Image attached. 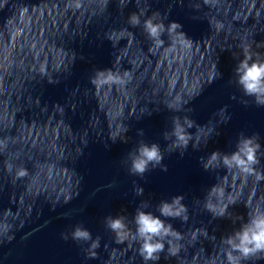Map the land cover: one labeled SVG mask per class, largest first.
Masks as SVG:
<instances>
[{"label": "water", "instance_id": "obj_1", "mask_svg": "<svg viewBox=\"0 0 264 264\" xmlns=\"http://www.w3.org/2000/svg\"><path fill=\"white\" fill-rule=\"evenodd\" d=\"M153 17L179 25L161 46L143 31ZM245 47L264 60V0H0V264H144L134 225L117 242L104 218L131 220L142 201L159 215L156 205L176 195L189 219L168 220L182 239L157 264H226L221 237L264 210V181L210 161L234 151L240 133L264 145V107L229 82ZM99 74L109 81L93 83ZM174 115L190 137L184 155L165 153L167 171L131 175L129 152L141 140L165 148ZM258 156L264 171V146ZM21 166L29 175L17 180ZM78 224L101 237L97 258L62 239Z\"/></svg>", "mask_w": 264, "mask_h": 264}, {"label": "clouds", "instance_id": "obj_2", "mask_svg": "<svg viewBox=\"0 0 264 264\" xmlns=\"http://www.w3.org/2000/svg\"><path fill=\"white\" fill-rule=\"evenodd\" d=\"M128 23L132 27L140 26V16L137 13H132ZM177 27L179 25L175 22L166 27L162 22H157L155 17L143 21V31L155 46L163 45L162 37L165 32L171 37ZM244 51V59L236 63L234 67L235 81L229 82L234 83L240 89L243 97L252 98V102L256 106L264 107V60H253L247 47ZM101 76L102 74H99L93 83L109 81L108 77L101 80ZM219 76L222 78V73H219ZM111 82L118 83L119 81L111 78ZM241 102L245 106L250 103L248 99H242ZM166 107L172 112L182 110L171 102H166ZM183 121L184 125L191 126L187 117H184ZM171 125V129L163 133L164 140L169 142L165 148L162 149L157 142L148 143L141 140L135 150L129 152L131 163L128 171L131 175L143 178L147 172L158 167L162 171H167V165L163 164L165 153L172 154L179 151L181 157L184 155L188 149L190 137L187 136L185 127L181 124V117L172 116ZM128 131L129 128L124 129L125 133ZM219 134L218 131L215 133V135ZM139 135H144L143 129L139 130ZM113 142H116L115 139ZM205 144H207V140ZM4 146H6L4 142L0 141V147ZM262 146L264 145L261 143L259 133H253L250 136L240 133L234 151L213 152L210 161H216L219 157L228 170H236L245 177L252 176L257 182L264 181V171L258 170V166L261 164L258 153L262 152ZM193 148L199 150L195 144H193ZM207 159L201 157V164L205 170L210 166L209 163H206ZM7 170L10 173L13 171L11 163L7 165ZM28 175V170L25 167L21 166L15 170L17 180ZM134 191L138 196L143 195L141 187H135ZM184 200L185 196L183 195L173 196L171 200H161L156 205V212L159 215L152 211H146L150 204L148 201H142L131 220L128 216L120 214L108 215L104 218V227L115 234L114 238L117 242H122L129 232V225H134L135 231L132 234V239L139 245V256L143 259L144 264H150V262L157 264L161 260L162 254L167 259L176 256L179 251L176 242L180 241L182 236L168 220L179 219L184 223L188 221L189 207L183 203ZM204 207L213 214L214 218L224 217V213H217L214 207L207 204ZM61 237L64 241L72 239L79 245H88L82 249L86 257L88 259L97 258L96 250L101 247V237L97 236L93 239L92 232L83 224L76 225L70 233H62ZM221 243L226 246V264H245V262L258 264L259 261L264 260V210H261L259 206L251 209L247 222L243 223L238 230L221 237Z\"/></svg>", "mask_w": 264, "mask_h": 264}]
</instances>
